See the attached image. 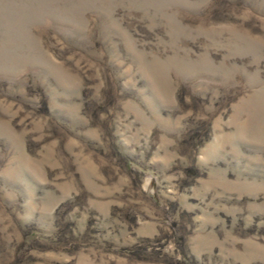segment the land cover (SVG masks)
<instances>
[{"label":"rangeland","instance_id":"obj_1","mask_svg":"<svg viewBox=\"0 0 264 264\" xmlns=\"http://www.w3.org/2000/svg\"><path fill=\"white\" fill-rule=\"evenodd\" d=\"M0 264H264V0H0Z\"/></svg>","mask_w":264,"mask_h":264}]
</instances>
